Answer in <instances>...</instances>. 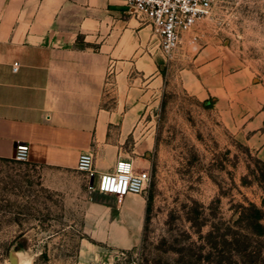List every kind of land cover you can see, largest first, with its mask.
Here are the masks:
<instances>
[{"label": "crops", "instance_id": "obj_1", "mask_svg": "<svg viewBox=\"0 0 264 264\" xmlns=\"http://www.w3.org/2000/svg\"><path fill=\"white\" fill-rule=\"evenodd\" d=\"M195 32L196 43L185 33L176 60H166L151 24L123 0H0V158L25 142L36 164L73 169L89 150L97 172L119 159L140 170L153 145L140 120L168 80L210 98L220 122L264 159V86L238 56ZM97 206L96 240L116 250L140 241L141 194L118 198L113 214Z\"/></svg>", "mask_w": 264, "mask_h": 264}, {"label": "rangeland", "instance_id": "obj_2", "mask_svg": "<svg viewBox=\"0 0 264 264\" xmlns=\"http://www.w3.org/2000/svg\"><path fill=\"white\" fill-rule=\"evenodd\" d=\"M196 27L264 86V0H217ZM140 125L153 145L142 154L148 208L135 246L91 235L97 205L113 214L118 198L90 188L84 172L11 156L0 158V264H264V232L251 223L253 205L264 212V159L244 135L220 122L210 98L168 80Z\"/></svg>", "mask_w": 264, "mask_h": 264}, {"label": "built area", "instance_id": "obj_3", "mask_svg": "<svg viewBox=\"0 0 264 264\" xmlns=\"http://www.w3.org/2000/svg\"><path fill=\"white\" fill-rule=\"evenodd\" d=\"M127 11L149 22L158 40V46L166 60L171 59L181 47L184 34L193 43L198 34L195 27L212 11L217 0H123ZM19 61L12 62V69L18 68ZM28 144L17 142L12 157L27 161ZM76 168L85 173L90 188L120 198L128 193H141L148 180L146 169L134 170L131 162L119 159L112 170L97 172L93 154L83 150L77 158ZM91 180V182H90Z\"/></svg>", "mask_w": 264, "mask_h": 264}, {"label": "trees", "instance_id": "obj_4", "mask_svg": "<svg viewBox=\"0 0 264 264\" xmlns=\"http://www.w3.org/2000/svg\"><path fill=\"white\" fill-rule=\"evenodd\" d=\"M263 205H264V199H263ZM146 208H148V203ZM252 220L251 223L254 226V229L257 233L261 234L264 232V224L261 222V218L264 215L263 208L253 205L252 207Z\"/></svg>", "mask_w": 264, "mask_h": 264}, {"label": "water", "instance_id": "obj_5", "mask_svg": "<svg viewBox=\"0 0 264 264\" xmlns=\"http://www.w3.org/2000/svg\"><path fill=\"white\" fill-rule=\"evenodd\" d=\"M90 182H91V180H90Z\"/></svg>", "mask_w": 264, "mask_h": 264}]
</instances>
